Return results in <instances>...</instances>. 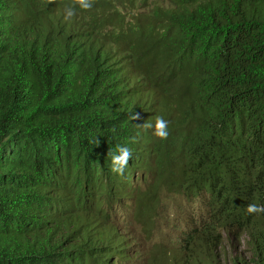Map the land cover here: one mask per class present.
<instances>
[{
  "label": "trees",
  "instance_id": "obj_1",
  "mask_svg": "<svg viewBox=\"0 0 264 264\" xmlns=\"http://www.w3.org/2000/svg\"><path fill=\"white\" fill-rule=\"evenodd\" d=\"M162 1L0 0V264H140L115 229L166 157L181 264H264V0Z\"/></svg>",
  "mask_w": 264,
  "mask_h": 264
},
{
  "label": "rangeland",
  "instance_id": "obj_2",
  "mask_svg": "<svg viewBox=\"0 0 264 264\" xmlns=\"http://www.w3.org/2000/svg\"><path fill=\"white\" fill-rule=\"evenodd\" d=\"M149 2L169 5L162 0ZM165 161V172L149 182L141 180L142 194L132 201L137 212L140 208L138 214L135 215L133 210L121 211L118 220L122 223L115 229V241L119 237L125 240L123 244L132 248L131 253L140 260V264H181L183 260L176 239L182 236L183 231L179 227L187 222L191 210L183 195L176 190L175 184L181 182L178 169L172 159L166 157ZM224 247L226 251L235 253L243 248V243L232 237L228 238Z\"/></svg>",
  "mask_w": 264,
  "mask_h": 264
},
{
  "label": "clouds",
  "instance_id": "obj_3",
  "mask_svg": "<svg viewBox=\"0 0 264 264\" xmlns=\"http://www.w3.org/2000/svg\"><path fill=\"white\" fill-rule=\"evenodd\" d=\"M81 7L83 8H90L91 4L86 3L85 0H80ZM68 15L71 16L72 12L69 11ZM134 119L138 118L137 116L133 117ZM167 121L161 117H157L155 125H154V132L153 134L160 138H166L168 136L167 131ZM147 127L153 128L152 124H148ZM131 156L130 150L125 146H118V154L111 153V171L117 174H122L129 163V159ZM247 211L249 214L251 213H258L264 211V208L256 205V204H249L247 206Z\"/></svg>",
  "mask_w": 264,
  "mask_h": 264
}]
</instances>
